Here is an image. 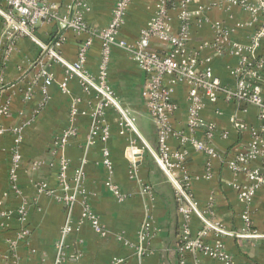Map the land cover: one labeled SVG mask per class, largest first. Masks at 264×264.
<instances>
[{
    "label": "crops",
    "instance_id": "obj_1",
    "mask_svg": "<svg viewBox=\"0 0 264 264\" xmlns=\"http://www.w3.org/2000/svg\"><path fill=\"white\" fill-rule=\"evenodd\" d=\"M161 1L133 0L115 36L106 82L133 127L126 124L118 107L109 104L105 108L104 125L110 136L104 144L100 141L88 144L94 123L92 112L103 102L102 95L94 88L85 89L78 75L59 58L49 63L54 79L47 88V96L42 93V80L28 103L23 101V90L33 77L32 62L40 55L41 45L51 47L66 63L76 60L78 44L85 35L62 27L63 17L71 19L80 13L90 27L103 29L109 23L116 0H86L81 5L78 0H51L57 7V18L38 23L34 38L17 36L13 45L7 46L8 56L0 71V102L9 98L10 112L0 115V126L10 129L25 119L32 121L23 129L19 145L21 160L16 167L19 194L11 190L9 180L13 137L10 133L0 137V264H7L10 242L16 243L13 253L19 264H52L61 247L65 259L60 264H109L113 257L123 259L124 264H180L178 245L185 220L177 210L173 185L154 157L158 149L157 130L141 97L143 74L130 53L117 44L137 40ZM164 2L171 34L179 33L182 17L188 21L185 52L178 59L193 57L196 70L210 67L221 85L235 89V69L241 58H264V35L253 43L262 20L258 13L253 14L244 6L255 5L257 0ZM3 45H0L1 59ZM150 45L158 51L169 49L167 43L157 38H152ZM100 57L101 46L94 40L84 71L96 85L100 81ZM60 82H65L64 89ZM166 82L170 84L176 109L170 116L172 132L167 142L172 152L184 153L174 177L182 180L187 175V191L196 208L187 228L191 234L202 229L201 213L223 231H210L205 237L207 242L221 240L226 251L240 264H264V187L257 189L251 204L246 206L239 201L235 189L236 183H247L246 176L233 174L224 164L226 159L244 153L254 136H258L259 146L264 149V117L260 116V109L241 101L226 102L221 97L216 102L205 101L200 116L202 129H213L214 156L208 157L195 150L191 142L180 145V135L192 137L187 124L188 86L172 76ZM258 82L264 99V66ZM72 117L75 133L65 147L68 172L82 169L86 201L99 217L106 232L104 236L95 233L88 222L62 236L68 222L76 225L80 219L81 197L68 209L38 191L40 184L56 187L53 141L70 126ZM200 132L196 138L203 140V131ZM104 146L110 153V173L101 161ZM249 166L259 167L260 161L255 159ZM106 181L116 184L126 195L123 202H118L106 189ZM146 186L152 189L151 197L142 192ZM23 202L29 229L25 240L19 238L22 224L16 214ZM146 214L152 216L156 231L148 244V255L140 257L135 253L136 236ZM249 231H254L255 236L248 235ZM184 264L223 263L199 253H186Z\"/></svg>",
    "mask_w": 264,
    "mask_h": 264
},
{
    "label": "built area",
    "instance_id": "obj_2",
    "mask_svg": "<svg viewBox=\"0 0 264 264\" xmlns=\"http://www.w3.org/2000/svg\"><path fill=\"white\" fill-rule=\"evenodd\" d=\"M78 5L84 4L86 0H78ZM133 0H116L112 9L111 18L108 25L103 29H93L83 19L80 13L68 19H61L62 27L71 28L85 37L79 42L76 60L73 63H66L56 52L46 45H41L40 55L32 62L34 69L33 77L29 85L23 90V101L28 103L33 98L34 88L42 80V93L47 96V88L53 81L54 77L50 70V62L52 59L59 58L61 62L66 64L82 81L85 89H95L102 95L101 102L92 112L94 119L93 126L88 137V144L95 141L105 143L109 138L108 128L104 125L105 108L109 104L119 107L116 100L112 97V91L107 85V68L110 58V51L116 44L115 36L124 23L126 10ZM251 13L259 14L262 20V27L254 36L253 43L258 41L261 35H264V0H257L255 5H244ZM56 5L51 0H0V16L6 20V24L0 30V45L2 47V59L0 58V71L2 70L3 60L8 56L7 46L13 45L15 38L28 36L34 38V30L40 22H50L57 18ZM167 10L165 2L162 0L153 17L140 30L137 40L133 43L120 42L118 46L126 49L135 59L136 64L143 74V86L141 97L144 101L146 110L156 125L158 149L154 152V157L160 168L164 171L168 179L171 181L176 199L177 210L185 220L184 227L179 237L178 255L179 263L184 264L186 253H199L203 256L219 260L223 264H240L236 262L233 256L228 253L221 240L212 243L207 242L205 237L210 231L223 232L221 229L212 225L207 217L200 213L203 222L202 229L195 234H191L187 228L188 219L192 212H195V203L188 193V177L185 175L182 180L174 177L176 167H180L179 162L183 157V151L178 150L175 153L171 151L167 142V137L172 132L170 122L171 114L176 110L172 103L171 87L167 78L170 76L175 81L184 82L188 86L187 92V124L191 138L179 136L180 145L191 142L195 150L205 153L208 157L214 156V150L211 144L213 135L212 127L202 129V120L200 118L205 101L216 102L220 97L226 102L241 101L246 104L255 105L260 109V116L264 117V99L259 88V72L264 66V58L255 60L250 57H243L235 69L236 86L231 89L228 86L221 85L220 81L214 76L210 67L205 66L201 70L194 68V58L178 59L184 52L187 19L182 17L180 31L177 35L170 33L167 25ZM152 38L165 42L169 45L166 51H158L152 49L150 43ZM97 40L101 46V57L99 61V85L93 83L87 73L84 71L87 54L93 41ZM59 43L57 42V45ZM1 50V48H0ZM1 54V52H0ZM71 67V68H70ZM2 77V76H1ZM65 80V79H64ZM1 83V81H0ZM62 89L65 88V82L59 83ZM2 91V90H1ZM73 106V115L76 109ZM125 116L126 124L132 126L131 119L127 118L124 111L120 109ZM10 112V99L5 98L0 102V115L6 116ZM74 117V116H73ZM73 117L70 119V126L62 131L53 141L55 150L56 163V187L49 188L46 184H40L38 191L53 197L59 204L70 209L75 205L79 198L81 205L80 219L75 224L68 222L62 229V236L69 235L73 230H78L83 222H88L91 228L100 236L106 234L99 217L92 211L86 201L84 178L82 169H76L69 174V160L65 154V147L68 139L75 133L72 125ZM32 119H25L16 126L6 129L0 126V137L6 133H10L13 137V145L11 147V164H10V187L16 194H19L17 187L16 167L20 163L21 153L19 145L21 142V134ZM204 134L203 140L196 138L201 133ZM258 136L251 139L248 148L244 153H238L231 159L224 161L225 166L231 170L233 174L243 173L247 178L245 184H235V189L239 201L249 206L254 198L257 189L264 187V149L259 146ZM102 164L108 173L112 171V163L110 153L107 147L102 148ZM259 160V167H250V162ZM106 189L118 201L123 202L126 195L120 188L111 181L105 182ZM142 192L149 197L152 195L151 187H144ZM16 214L22 224L19 235L25 240L29 235V229L26 226V206L21 203ZM246 227L250 226L249 218H245ZM75 225V226H74ZM156 228L153 223L152 216L146 214L139 230L137 231V243L135 245V253L144 257L148 255V244L155 234ZM250 236H255L254 231L247 232ZM14 242L9 243V253H7V264H19L17 256L13 253ZM65 259V253L61 250L56 261L52 264H60ZM125 261L118 257H113L109 264H124Z\"/></svg>",
    "mask_w": 264,
    "mask_h": 264
},
{
    "label": "rangeland",
    "instance_id": "obj_3",
    "mask_svg": "<svg viewBox=\"0 0 264 264\" xmlns=\"http://www.w3.org/2000/svg\"><path fill=\"white\" fill-rule=\"evenodd\" d=\"M5 24H6V20L3 17H1L0 28H2ZM0 43H1V41H0Z\"/></svg>",
    "mask_w": 264,
    "mask_h": 264
},
{
    "label": "water",
    "instance_id": "obj_4",
    "mask_svg": "<svg viewBox=\"0 0 264 264\" xmlns=\"http://www.w3.org/2000/svg\"><path fill=\"white\" fill-rule=\"evenodd\" d=\"M71 68V67H70ZM132 127H133V125H132Z\"/></svg>",
    "mask_w": 264,
    "mask_h": 264
}]
</instances>
